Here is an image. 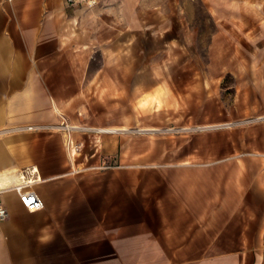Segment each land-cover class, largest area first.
Returning <instances> with one entry per match:
<instances>
[{
    "label": "crops",
    "instance_id": "obj_1",
    "mask_svg": "<svg viewBox=\"0 0 264 264\" xmlns=\"http://www.w3.org/2000/svg\"><path fill=\"white\" fill-rule=\"evenodd\" d=\"M203 1L208 64L189 0H0V264H264V0Z\"/></svg>",
    "mask_w": 264,
    "mask_h": 264
},
{
    "label": "rangeland",
    "instance_id": "obj_2",
    "mask_svg": "<svg viewBox=\"0 0 264 264\" xmlns=\"http://www.w3.org/2000/svg\"><path fill=\"white\" fill-rule=\"evenodd\" d=\"M154 0H148V2H152ZM189 1H192L194 3H196L197 5V11H196V15H195V20L198 24V27L200 26L201 28V36L199 38V40H197V43H195V49H196V44H197V49L199 48L200 50V53H201V60L203 62H205V64H208L209 61H210V58H209V33L211 30L214 29V22L213 20L210 18V15L208 13V10L205 6V3L203 0H189ZM183 16H185L186 18L188 19H192L193 18V10L192 9H186V10H183L182 12ZM191 21V20H190ZM186 37L189 38V40L192 39V36L191 34H186ZM192 43V42H190ZM193 45V44H192ZM191 45V46H192ZM199 45V46H198ZM190 50L193 49L192 47H188ZM152 61H148V64L149 66H156V65H160V64H164V65H168V66H171V65H176V63L174 62V64L169 60L168 62H165L166 59H162L160 57H156L155 58V61L154 59H152ZM161 60V61H160ZM143 64L142 60L141 59H137V65H141ZM193 64V61L192 59L189 61V63H185V65H191ZM174 76H177L176 74H174ZM137 77L139 78V82H146L148 81V75L146 74H137ZM177 78H179V82H181L182 78L183 79H186L185 80V85L187 86L188 83L191 82V79H192V75L191 74H188L187 71L184 73V74H179L177 76ZM227 82H230V77L229 75H224L223 79H222V87L224 88L226 86V83ZM191 88V86H190ZM225 91V90H224ZM224 94V93H223ZM222 94V97H224V95Z\"/></svg>",
    "mask_w": 264,
    "mask_h": 264
},
{
    "label": "built area",
    "instance_id": "obj_3",
    "mask_svg": "<svg viewBox=\"0 0 264 264\" xmlns=\"http://www.w3.org/2000/svg\"><path fill=\"white\" fill-rule=\"evenodd\" d=\"M68 5H74L79 3H88L94 4L97 0H65ZM62 126H65L67 130L71 127L67 123H61ZM70 146L72 151L79 149V144L75 143L71 138H69ZM34 168L26 169L23 171L21 180L19 183L14 185L15 190L18 192L19 197L22 203L31 210L40 209L44 206V201L40 194L31 186L35 182L36 178L33 177ZM31 175V176H29ZM8 214L6 207L0 203V219L6 217Z\"/></svg>",
    "mask_w": 264,
    "mask_h": 264
},
{
    "label": "bare ground",
    "instance_id": "obj_4",
    "mask_svg": "<svg viewBox=\"0 0 264 264\" xmlns=\"http://www.w3.org/2000/svg\"><path fill=\"white\" fill-rule=\"evenodd\" d=\"M99 130H105V129H109L107 127H98Z\"/></svg>",
    "mask_w": 264,
    "mask_h": 264
}]
</instances>
